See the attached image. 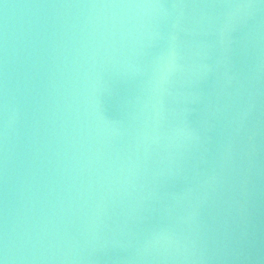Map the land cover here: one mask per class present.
I'll list each match as a JSON object with an SVG mask.
<instances>
[{"label": "water", "instance_id": "1", "mask_svg": "<svg viewBox=\"0 0 264 264\" xmlns=\"http://www.w3.org/2000/svg\"><path fill=\"white\" fill-rule=\"evenodd\" d=\"M0 264H264V0H0Z\"/></svg>", "mask_w": 264, "mask_h": 264}]
</instances>
